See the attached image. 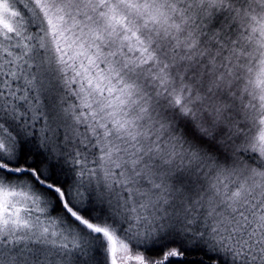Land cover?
Masks as SVG:
<instances>
[{
  "label": "snow or ice",
  "instance_id": "snow-or-ice-1",
  "mask_svg": "<svg viewBox=\"0 0 264 264\" xmlns=\"http://www.w3.org/2000/svg\"><path fill=\"white\" fill-rule=\"evenodd\" d=\"M0 264H264V0H0Z\"/></svg>",
  "mask_w": 264,
  "mask_h": 264
}]
</instances>
